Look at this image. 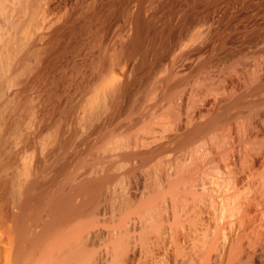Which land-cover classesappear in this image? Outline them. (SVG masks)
Wrapping results in <instances>:
<instances>
[{"label": "bare ground", "instance_id": "bare-ground-1", "mask_svg": "<svg viewBox=\"0 0 264 264\" xmlns=\"http://www.w3.org/2000/svg\"><path fill=\"white\" fill-rule=\"evenodd\" d=\"M97 1L99 4L101 0ZM107 1L103 8L99 6L103 3L98 5L99 8L92 4L93 10L88 9L92 12L85 18L83 16L86 29L80 27L92 32L97 27L94 30L101 36L105 32L103 25H107L106 20L110 21L111 16L121 14L127 20L128 31L114 59L118 63H128L127 74L132 72V82L138 71L145 69L144 66L153 68L165 46L176 43L188 18L196 23L208 20L211 14L218 16L217 13H221L223 20L230 25L245 16L250 3L253 4L250 10L255 11L264 3V0H191L189 10L173 27L159 31L155 16L149 11L153 0ZM179 3L180 0H170L169 11L175 13ZM35 4L36 0H0V264H264V208L257 198L264 193V161L261 170L247 177L242 191H233L230 185H222L223 181L218 182V177L215 181L208 179L210 185L211 181L214 182L210 188L213 193L210 191V200L208 197L203 199L207 200L208 207H205L208 209L202 208L211 215L209 222L212 225L206 227L204 223L209 222L199 220L205 227H196L195 230H200L192 233L194 229L188 231L189 228H185L188 225L180 222V213L184 210L182 207L180 211V206L188 201L186 197H183L186 203L180 201L179 166L173 165L170 159L155 165L152 163L159 150H163L162 143L176 137L164 125H153L145 132L140 130L141 135L136 132L132 140L131 137L130 140L125 138L131 129L130 123L125 130H121L122 127H119L120 131L106 130L99 133L105 141L93 155L94 146L86 144L76 146L71 159L65 162L57 159L50 122L54 92L40 75L49 58L54 60L50 53V56L46 54V49L51 38L55 42L60 39L61 30L56 28L51 35L46 33L48 28H54L55 21L58 24L56 18L45 20L43 29L38 26L33 30L30 19L34 16L31 17V13ZM95 21L101 23L100 27L98 24L92 26ZM89 24L92 29L88 28ZM76 27L74 25L73 29ZM72 33L70 36H74ZM47 34L48 41L45 39ZM98 36L93 35L96 40ZM32 48H35V62L31 65L27 59ZM50 50L53 51L51 45ZM140 54H144V58L136 67L132 62ZM129 79L130 76H126L115 87L113 96L111 93L110 108L118 110L120 107L121 99L130 90L132 82ZM260 89L258 85L252 92ZM224 103L219 106L216 102V105L227 110L238 105L239 101L225 100ZM255 105L258 107L262 103ZM215 110L207 119L197 117L195 123L192 120V126L179 146L206 144L202 141L204 136L221 120ZM245 138L243 135L239 143L246 142ZM200 145L196 147L199 149ZM209 145L216 152L221 150L223 153L227 149L225 143L223 147L217 142ZM259 150L257 142L254 145L247 142L238 163L243 164L251 155L264 153ZM232 151L235 153V145ZM215 156L211 157L213 164L217 160L214 161ZM220 163L214 165L220 167ZM161 169L163 174L159 176ZM212 171H216L215 167ZM137 172L142 174L141 177L144 173V183L125 192L124 179ZM145 174H151L153 178L149 177L150 182L147 179L148 184ZM188 194L185 192L186 196ZM190 207L186 208L188 212ZM196 207L197 215L196 209H201ZM185 237H188L187 245L183 243Z\"/></svg>", "mask_w": 264, "mask_h": 264}, {"label": "rangeland", "instance_id": "rangeland-1", "mask_svg": "<svg viewBox=\"0 0 264 264\" xmlns=\"http://www.w3.org/2000/svg\"><path fill=\"white\" fill-rule=\"evenodd\" d=\"M101 1L99 4L103 3L102 5L97 4V0L95 2L94 0H36V4L32 8L34 10L31 9V17L34 15L30 19L32 22L29 21L32 29L38 28V26L43 29L45 20L51 19L53 21V18L54 20L56 18L58 24L55 21L54 28L49 30L47 27L48 29H46L49 31L46 30V33L51 35L56 28L61 30L60 39L55 42L51 38L52 42H49L53 51L50 50V45L46 49V54L49 55L50 53L54 60L52 62L49 58L50 62H47L46 68L40 75V79L43 82H48L54 92V109L50 122L56 157L59 160L62 159L61 162H65V160L73 157L76 146L81 145L84 147L86 144L94 146L91 153L93 155L105 141L102 139V132L119 130L121 129L119 127L124 128L121 130H125L129 123L131 129L127 128L129 132L127 131L125 134L127 135L126 140H130L129 137L132 140L138 131V135H141L140 130L148 131L150 130L148 127L164 125L165 128H168L166 129L169 133H174L176 137L171 141L162 143L163 150H159L152 163L155 165L164 159H170L173 165L179 166L180 194H182L180 199L184 200L186 197L188 201L180 200L181 203H188L181 204L180 211L182 207L187 210L186 208L191 206L189 212L183 210L186 215L181 211L180 222L188 225L184 226L189 228H187L188 231L194 229L192 233H195L198 230H195L196 227H205L203 224L201 226L199 220L209 222V218H211V215L207 212L208 210L202 208V206L208 207L205 203L207 200L203 199L208 197L210 200V191L213 193L210 188L212 185L214 186V182L211 181L212 185H210V180H216L218 177V182L223 181V184H220L230 185L229 187L233 191H242L243 184L248 180L247 177L253 176L252 173L256 174L263 166V152L249 156L244 160V163L241 162L243 164L239 163L240 153L245 150L247 142L252 145L257 142L258 150L261 145L260 150L264 151V3L259 6V13L258 10H250L253 8V4L250 3L245 16L231 22L230 25L223 20V14L221 13H217L218 16L211 14L213 17L217 16L214 17L215 20L210 15L211 20L209 18V21L204 19L196 23L188 18L187 25L180 29L178 41L176 40V43L168 47L165 46L159 54L158 62L152 66L153 68L144 66L145 69L138 71L137 78L132 82V72L127 74L129 70L128 63H118L114 59V55L128 31L127 20L121 14L111 16L110 21L106 20L107 25H103L106 33L104 32L101 36H98L96 34L97 30H94L97 27L93 29V32L85 30L86 24L83 19L88 13L92 12H89L88 9L92 8L91 10H93V7L96 8L98 5L101 8L106 6L108 1ZM190 1L180 0L177 11L171 13L169 11L172 6L170 0H153V4L149 6V11L150 14L153 13L155 16L156 28L159 31H164L169 26L173 27L177 20L181 19L189 10ZM77 3L76 7L75 4ZM66 11L70 13L65 14ZM219 18H222L223 21ZM220 20L221 23H219ZM73 24L78 26L76 30L73 29ZM95 24L100 27L101 23L95 21L92 26ZM90 27L89 24L88 28H93ZM77 29H80V32ZM71 33L75 37L70 36ZM216 33H219L221 38ZM77 34L78 36H76ZM93 35L98 36L99 39L96 40ZM46 36L45 39L48 41V34ZM221 40L225 45L221 46ZM34 51L35 48H32L29 52L28 64L32 65L35 62ZM48 55L45 56V59ZM143 58L144 54H140L134 58L132 63L137 67ZM194 65L195 67H193ZM128 75L130 76L129 80L132 82L129 93L121 99L118 110L110 108L112 92ZM258 85L261 86V89L252 92ZM218 98L220 101H217ZM225 100H238L239 104L233 107L230 106L227 110L224 107L220 108L219 106L225 104ZM216 102L220 105H216ZM259 103H262V105L256 107L255 104ZM229 105H232V103H229ZM216 106L217 109L215 110ZM213 110L221 115V120L214 129L204 136L202 141H206V144L203 142V146L200 143L179 146L193 121L197 120V117L201 119L209 118L214 113ZM199 118L198 121L201 120ZM243 135H246V142L239 143ZM211 142L221 143L222 147V144L225 143L224 147L227 149L235 145L236 151L234 153L231 147V150L225 148L226 150L222 153L219 149L220 154V151L216 152L212 149L209 145ZM198 145H200L199 149L197 148ZM228 153H232L231 156ZM91 154L87 157H90ZM211 154L215 156L213 157L214 161L222 156L219 159L221 162L220 167L218 166L219 161L218 163L217 160L215 161L218 164L217 167L214 165L215 163L211 162L213 160ZM225 156H229L227 160ZM214 167L218 173L212 171ZM162 170L158 173L159 176L160 173L163 174ZM140 174V172H137L124 179L126 180L123 181L125 192L133 191L144 183V173V178ZM145 176V180L149 177L153 179L151 174H145ZM148 180L149 182L152 181L150 178ZM188 186L191 187H189L190 191L193 189L192 192L188 191L190 194L187 192ZM183 190L189 196H186L185 192L182 193ZM260 195H264V193L258 195L260 198L257 196L264 208V197ZM198 200L201 202H197ZM195 203L198 205L203 204L199 208ZM193 204L195 207L198 206L196 208L201 209L200 211L195 208L197 215ZM206 207L205 209H208ZM200 212L205 213L202 215ZM198 221L200 225L197 226ZM204 224H206V227L209 224L212 225L211 222ZM186 238L188 237H185L183 243L186 242L187 245Z\"/></svg>", "mask_w": 264, "mask_h": 264}]
</instances>
